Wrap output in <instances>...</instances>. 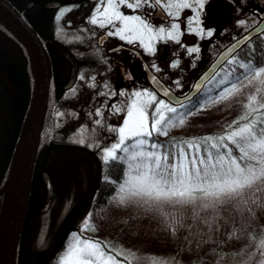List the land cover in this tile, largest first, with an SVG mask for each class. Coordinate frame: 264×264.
Here are the masks:
<instances>
[{
	"label": "rangeland",
	"instance_id": "374dc122",
	"mask_svg": "<svg viewBox=\"0 0 264 264\" xmlns=\"http://www.w3.org/2000/svg\"><path fill=\"white\" fill-rule=\"evenodd\" d=\"M250 5L257 7L250 8ZM247 6V12L235 8L231 13L229 12L227 15L229 23L219 28L221 32L217 28V31L213 32V36L207 37L206 46L208 47H204L205 49H202L199 56L191 58L193 62L189 67H182L181 65L186 60L176 56L161 59L164 60V65L168 63V68H161L158 56L149 54L146 50L144 51L146 54L144 58L150 62L149 64H151L154 71L164 79L163 81L173 91L180 95L187 93L202 68L208 65L213 57L224 46H227L233 38L244 33L260 20V16L264 12V0H249ZM64 8H70L71 11L66 12L63 17L57 19L60 11ZM64 8L56 10L53 14L55 38L69 49L74 50L83 61L85 58L84 49L90 48L87 39L97 31L96 26L98 24L90 23L95 10L90 11L87 27L86 22L81 23L83 13L79 9L74 8V6ZM240 21H244V24H241ZM119 27H121L120 23ZM211 38L214 41L209 47L208 41ZM169 41L174 45H180L174 40ZM159 45H161L160 40L153 41L155 48ZM176 61H179L178 67L172 68V63ZM157 68L160 71H156ZM119 76L120 73L115 72L113 67L109 68V72H104L91 70L83 66L78 74L75 86L58 96L54 106V125L51 138V146L53 145L55 148L47 165L49 173H46L53 184V199L48 211H45V213L42 210L46 205L47 194L45 200H43L44 202L41 198L34 201L36 206H40L42 202L40 211L33 220L28 222L24 233L27 249L36 253L49 251V254L43 257L38 264H53L54 261L56 262L53 252L60 243L65 242L67 245L72 240L73 233L79 234L83 239L99 241L105 251L115 255L121 264H154V262L156 264H187L181 257L183 256L182 252L162 242L164 235L158 231V228H148L151 231L149 233L151 242H149L148 234H146L148 232L145 235L136 236L133 226L139 222L138 219L141 221L146 219L148 225H152V220H157L149 219L147 217L149 213L157 214L160 221H163L161 216L165 215L171 220L173 228L176 224H181L180 215L190 216L192 219L190 222L200 223L209 229L207 237L211 241V246L216 241H224V244H222L224 245L223 253L210 255L208 261L204 264H258L260 260L264 259L258 246L261 234L264 233V227L253 240H250L251 232L240 233L237 230L238 216L230 213L235 209L237 199L227 202L217 212L202 210L199 202L196 205L173 206L171 204H146L143 201L119 204L114 199H110L104 207H95L94 198L97 186L100 180L105 177L100 168L101 163H104L103 149L118 140V134L110 131V129L121 126L123 119L126 118V112H116L112 106L117 105L123 108V102L131 103V94L135 91L145 89L152 91L137 68L130 69L126 74V79L122 78L120 80L123 82L122 85L117 81ZM224 77L225 73L215 78L212 85L206 88L204 97L198 101L202 104V107L197 108V104L195 105L197 107L192 106V108L195 107L193 115H197L201 109L225 101L219 99L220 94L225 88L231 86L221 83V80H226ZM113 92L117 95H112ZM121 92L125 95H119ZM101 93H104V95H101ZM213 101L219 102L214 103ZM97 110L102 115H97ZM97 121H100V123H96ZM186 127L193 128L194 124L189 123ZM194 131L193 129L189 132L194 135ZM44 133L45 129H42L39 136L40 142L43 141ZM153 138L159 141L171 138L174 143L177 141L175 135H154ZM81 140H83V143H80ZM261 187L262 182L254 185L251 189L258 193ZM142 206H146V208ZM135 215L137 219L131 220L126 230L119 229L124 224L127 225L129 217ZM254 215L257 217V214ZM214 216L216 217L215 222L209 227L205 220H210ZM226 216L229 217L227 222L229 228L221 224ZM219 218L221 219L218 220ZM86 219L91 225L88 229H84ZM182 224L187 225V222L182 221ZM218 228L219 230H217ZM213 230L217 232H213ZM232 233L236 235L233 237L235 247L230 249ZM146 242H149V245ZM160 242L162 244L159 247L155 246ZM65 248L66 246L59 253V257L65 251ZM34 255L36 258V254Z\"/></svg>",
	"mask_w": 264,
	"mask_h": 264
},
{
	"label": "snow or ice",
	"instance_id": "6c2138e0",
	"mask_svg": "<svg viewBox=\"0 0 264 264\" xmlns=\"http://www.w3.org/2000/svg\"><path fill=\"white\" fill-rule=\"evenodd\" d=\"M146 2L147 0H99L102 6L96 7L90 23L104 28L106 25L115 26L118 21L121 27L115 32L109 31L107 35H116L129 44L138 41L149 54L155 53L153 41L157 39L174 40L179 44L181 33L178 23L171 24L167 31L164 27L155 29L146 18L140 15L128 16L120 11L121 5L135 10ZM153 2L160 5L161 0ZM197 2L200 9H203L202 0ZM166 7L170 16L178 18L181 9L191 8L192 5L187 0H173ZM172 9L175 11H171ZM69 11L70 8L62 9L57 19ZM198 17L199 13L196 24L200 23ZM240 23L244 24V21ZM192 31L197 35L213 36L211 30L205 33L203 28ZM187 51L189 54L198 53L200 48L190 47ZM178 65L179 61H176L171 67L177 68ZM240 67L244 69V74L236 77V82L230 88H225L219 99L226 100L235 96L241 91V86L247 87L254 83L259 85L255 88V94L247 97V103L243 105L244 113L227 125L222 134L179 140L172 144L174 151H169L167 146L152 139L154 135L167 136L172 128L185 124L184 116L175 115L177 109L171 106L170 101L158 99L155 92L145 89L132 93L131 103L123 102V108L112 106L116 112H126L122 125L110 129L118 134V140L103 149L105 164L119 160L127 165L125 178L119 184L115 197L119 204L143 201L146 204L186 206L199 202L202 210L217 212L227 202L242 198L245 190L264 181V66L240 64ZM156 71L160 69L157 68ZM153 81H156L155 76ZM221 83L227 81L221 80ZM112 95L117 93L113 92ZM119 95L125 93L121 92ZM163 95L168 96L169 92L164 90ZM169 113L173 115H168ZM96 114L102 115L99 110ZM215 219L214 216L205 220V223L211 227ZM90 227L86 219L84 229ZM258 246L264 256V233L261 234ZM58 264L121 262L115 255L105 251L99 241L83 239L79 234L73 233L72 240L58 258ZM258 264H264V259Z\"/></svg>",
	"mask_w": 264,
	"mask_h": 264
},
{
	"label": "trees",
	"instance_id": "16d2710c",
	"mask_svg": "<svg viewBox=\"0 0 264 264\" xmlns=\"http://www.w3.org/2000/svg\"><path fill=\"white\" fill-rule=\"evenodd\" d=\"M9 1L12 5L18 8L23 15H25L27 20L44 41L48 40V38L53 35V14H48V12L41 7L44 0ZM31 2L34 6L32 9L27 10V4H30ZM252 7L257 6L250 5V8ZM38 17L42 22L37 20ZM245 46L246 47L243 50L233 56L226 66L223 67V71L221 70L215 78L220 77L225 73L224 78H226L227 81L225 85L231 86L233 82H236V77H242V74H244V69L240 67V64H252L254 67L264 66V34L253 39ZM48 51L54 66L57 63V59L52 55V49H50V47H48ZM30 66V60L19 40L13 36L6 27H2V24L0 23V188L7 177V170L11 163L10 160L13 156V150H15L17 139L23 128L31 103L33 73L32 67ZM53 73L57 78V81L65 75L64 70L57 69L55 66ZM212 82L213 81H211L206 88H209L212 85ZM246 83L247 82L245 81V84ZM258 86L259 85L255 83L247 87L241 86V91L235 96L211 107L201 109L197 115H193L195 113V107H197L195 106L196 104L198 105L197 108L202 107V104L198 102L204 97V93L201 94L200 99L197 101L198 103L194 104V108H192L193 105L191 103L176 108L177 113L175 115H183L186 126L189 123H192L194 124V127L188 128L185 124L183 126L174 127L169 131L168 136L175 135L177 136V141H179L193 137L222 134L227 125L237 120L244 113L243 105L247 103V97L255 94V88ZM206 88L204 90H206ZM54 90L56 93L60 94L59 86H55L54 84ZM55 97L58 98V95L56 94ZM193 129L195 130L194 135L189 132ZM152 139L167 146L169 151L175 150L172 148L174 141H172L171 138L161 141L155 138ZM54 148L55 146L53 145L42 146L36 154L33 178L31 180L29 191L30 200L26 212V218L23 222V231L21 233V251L18 264H38L43 257L49 254V251H46L45 253H36L35 251L32 252L30 249H27L24 233L26 232L28 222L33 220V218L39 213L40 206L46 198V185L43 181V175L44 173H49L47 165L51 160ZM119 155H122V153H119ZM100 168L105 177L98 183L94 198L95 207H104L108 204L110 199L117 201L115 197L117 196L118 186L123 181L124 174L127 170L126 164L119 160L110 161L108 164L101 163ZM253 190L254 189L246 190L243 197L237 199L235 209L230 212L233 215L236 214V216H238V229H236L239 230L240 233L247 231L252 233L250 240H253L254 237L256 238L264 227V181H262V187L258 193ZM38 198L42 199L40 206H36L34 202ZM253 201L256 203H253ZM142 207L146 208V206ZM1 209L2 203L0 202V214ZM137 209L139 208L137 207ZM248 209H251L252 211L249 212ZM142 212L144 213L143 210ZM137 213L141 214L140 212ZM146 214L148 215V213ZM254 214H257V217ZM180 216L182 221L187 222V225H183L181 221V224H176L175 228H173L174 226L171 220L165 215L161 216L163 221H160L157 214L149 213L147 216L149 219H157L159 222L157 220H152V225H148L146 219L143 221L138 219L139 222L135 223L133 228L137 237L145 235V233L148 232L146 234H148L149 242H151V236L149 235L151 231L148 228H158V231L164 235V240L162 242L165 243V245H171V247L182 252L183 256L181 257H183L187 264H204L208 261L210 255L223 253L224 245L222 244H224V241H216V243L211 246V241L207 237L209 229L205 228V226L200 223L190 222V220H192L190 216L183 214ZM129 218L127 225L124 224L119 229L126 230L127 227H129L128 225L130 224V221L136 220L137 216L135 215ZM220 219L221 218L218 220ZM228 221L229 217L226 216L224 222L221 224L227 227L229 226V224H227ZM217 230H219V228ZM213 232L217 231L213 230ZM235 236L236 235L232 233L230 249L235 247V244H233V237ZM149 242H146V244L149 245ZM162 242H160V244H155V246L159 247ZM63 245L66 246L65 242H63V244L60 243L58 248L53 252L54 259H56V262L54 261L53 264H58L59 253L64 248ZM34 254H36V258Z\"/></svg>",
	"mask_w": 264,
	"mask_h": 264
},
{
	"label": "water",
	"instance_id": "95a60500",
	"mask_svg": "<svg viewBox=\"0 0 264 264\" xmlns=\"http://www.w3.org/2000/svg\"><path fill=\"white\" fill-rule=\"evenodd\" d=\"M32 3L29 4V7ZM57 4L50 5L56 8ZM0 23L15 36L30 60L33 73V92L31 103L21 134L17 140L12 163L7 180L0 190V197L6 192L7 196L0 216V264H16L19 242L22 233L23 222L26 218L30 199V187L34 169L37 149L41 143L46 144L50 139V128L53 112V73L50 66L48 50L42 38L27 20L25 15L11 4L9 0H0ZM264 33V15L247 33L234 40L229 46L217 56L206 70L196 79L190 92L184 96L177 95L161 79L151 71L145 64L147 82L159 97L170 101L173 105H182L193 100L205 85L213 78L223 65L236 53L242 50L253 39ZM73 69L68 85L65 89L72 87L76 80L78 64L68 55ZM77 64V65H76ZM153 76L156 81H153ZM169 92L168 96L163 91ZM46 118V119H45ZM45 119L46 132L44 141L40 142L39 136ZM46 185L47 199L42 212L48 211L53 199V184L48 174L43 175ZM14 203V214L12 222L7 230L3 224L5 213Z\"/></svg>",
	"mask_w": 264,
	"mask_h": 264
},
{
	"label": "flooded vegetation",
	"instance_id": "af4514ba",
	"mask_svg": "<svg viewBox=\"0 0 264 264\" xmlns=\"http://www.w3.org/2000/svg\"><path fill=\"white\" fill-rule=\"evenodd\" d=\"M169 2H173V0H161L160 5H156L153 0H147L146 3H142L141 8L135 10L127 8L124 5L120 6V11L125 15H140L142 18H146L155 29L164 27L167 31L170 30V26L173 23H178L180 25V45H174L168 39H164L160 40L161 45L155 48L156 51L154 54L158 56L161 68H168V63L164 65V60L161 59H164V57L173 56L185 59L186 61H184V64L181 66L189 67L193 62L191 58L199 56L200 52H202V49H205L204 47H208L206 46L208 36L205 34L197 35L192 31V29H196L198 31L200 28H203L205 33L208 30H211L215 33L217 31L216 29L218 28V30L221 32V29L219 28L221 26H226L229 23L227 16L229 12L231 13L233 8L247 12V3L249 0H202L204 3L203 9H200L197 0H187V2L192 5V7L181 9L180 16L178 18H174L173 16L169 15V9L166 7L167 3ZM53 3L57 4L56 8L49 7L50 5H53ZM27 5V10L32 9L34 6L33 3L31 7H29V4ZM68 6H74V8L79 9L83 13V17H81V23L84 24L83 22H86V26L88 27L90 11L96 10L97 6L102 5L99 4V0H44V2L41 4V7L50 15L54 14L56 10H60ZM171 11L174 12L175 9H172ZM197 13H199V24L195 23ZM37 20L42 22L39 17ZM52 23H54V19H52ZM117 27H119L118 21L115 22V26L106 25L104 28H101L98 24V26H96V33L91 34L87 39V44L90 46V48L84 49L85 58L83 61L74 50L69 49L67 46L60 43L57 38H55L54 33L48 38V40H45L47 47L52 49V55H54L57 59V63L54 66L57 69L64 70L65 72L64 77H62L60 80L57 81L55 76L53 79L55 86L60 87V94L65 92V86L69 83L71 76L70 74L73 69L72 62L68 59V55L72 57L78 64L77 74H79L83 66L91 70L104 72H109V68L113 67L115 72L120 73L117 81L122 85L123 82L120 80L122 78L126 79V74L128 71H130V69L132 70L137 68L141 77H143L147 82L144 63H147L152 71H154V69L152 68L151 64H149L150 62L144 58L146 55L144 52L145 49L138 42L129 44L126 40H121L116 35H107L109 31L115 32V28ZM156 41H159V39ZM213 41V38L208 41L209 47ZM190 47H199L200 51L198 53L189 54L187 49ZM51 62V66L54 70L53 61ZM206 67L207 65L204 68ZM157 75L162 79V81L164 80L159 74ZM77 78L75 80V84L77 83ZM75 84L72 86L74 87ZM56 94L59 96L58 93ZM57 99L58 98L56 97V101ZM53 125L54 119L52 121V127Z\"/></svg>",
	"mask_w": 264,
	"mask_h": 264
},
{
	"label": "bare ground",
	"instance_id": "6f19581e",
	"mask_svg": "<svg viewBox=\"0 0 264 264\" xmlns=\"http://www.w3.org/2000/svg\"><path fill=\"white\" fill-rule=\"evenodd\" d=\"M17 9H18V8H17ZM11 203H12V202H11ZM13 212H14V203H12V204L10 205V207L8 208V210H7L6 213H5L4 223H2V224H3V227H4V230H7V227L10 226L9 223L12 222L13 214H14ZM23 226H24V224H23ZM22 231H23V227H22Z\"/></svg>",
	"mask_w": 264,
	"mask_h": 264
}]
</instances>
